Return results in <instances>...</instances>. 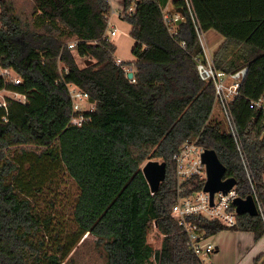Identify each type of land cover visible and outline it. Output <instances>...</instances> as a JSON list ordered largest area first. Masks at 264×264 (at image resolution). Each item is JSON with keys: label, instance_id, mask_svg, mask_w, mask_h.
<instances>
[{"label": "trees", "instance_id": "trees-1", "mask_svg": "<svg viewBox=\"0 0 264 264\" xmlns=\"http://www.w3.org/2000/svg\"><path fill=\"white\" fill-rule=\"evenodd\" d=\"M191 1L200 31L213 28L225 38L214 65L226 73L247 66L231 104L247 169L213 83L198 74L203 48L183 0H172L183 15L174 24L163 19L168 0H123L121 18L135 41L134 81L124 62L116 64V46L106 36L109 0H0V67L20 78L0 75V90L25 96L0 97V264H68L84 234L102 246L107 264H204L171 215L183 194L173 156L195 138L216 152L237 195L253 196L257 214L237 213L232 226L188 220L203 238L226 229L251 232L254 240L264 235V111L249 106L250 99L264 101V0ZM75 53L93 61L79 66ZM69 81L94 104L81 127L70 123ZM152 158L166 163L155 192L142 172ZM59 169L78 188L72 231L37 203ZM189 183L184 193L203 180ZM152 228L162 235L158 249L147 242Z\"/></svg>", "mask_w": 264, "mask_h": 264}, {"label": "built area", "instance_id": "built-area-1", "mask_svg": "<svg viewBox=\"0 0 264 264\" xmlns=\"http://www.w3.org/2000/svg\"><path fill=\"white\" fill-rule=\"evenodd\" d=\"M170 1L171 0H168V2ZM183 2L192 17L196 31L200 35L202 32L200 31L199 23L193 14L191 0H183ZM134 6L135 4L133 3L129 7L128 12L133 11ZM166 6L167 4L163 9V19L165 23L174 24V22H180L183 18L182 13L178 10L169 12L167 11ZM109 15V13L106 15L107 24ZM116 32V27L112 26L109 30L106 29V36L110 39L109 36L115 35ZM74 45L73 42L68 43V47L70 48H73ZM115 62L120 65L123 63V61L117 57H115ZM196 66L200 78L205 82H212L214 85L216 102L219 111L223 116L226 130L234 138L243 166L247 169V161L244 156L238 125L231 108L234 99L240 95V87L246 75L247 66H242L233 72L226 73L218 69L213 61H206L204 58H197ZM122 67L127 74L128 69H126L125 65ZM0 75L11 77L15 83L20 82V78L9 68L0 67ZM129 79L134 81L133 76ZM66 85L71 99L72 110L74 111L70 123L81 127L84 122L88 120V117L84 112L92 110L94 107L89 104V95L85 91L71 81L67 82ZM3 91L6 90H0V97H3ZM10 92L14 99L22 102L25 100L23 94L15 91ZM1 104L5 105V101H2ZM249 106L251 108H261L264 111V101L262 97L250 101ZM204 150L203 146L197 144L195 138L183 142L178 151L174 154L173 158L176 166L177 191L179 194H183L179 195L177 201L172 206L171 215L178 224L182 226V230L187 233L191 248L197 255H199L203 263L206 264L204 258L214 251V245L210 241H202L203 237L196 230V226L188 220V217L202 216L208 219H218L225 226H232L236 222L237 215L233 201L238 195L234 186L226 193L217 191L213 194V201L212 204H210L209 192L203 190L206 180V166L202 162L201 156ZM193 177H198L200 180H203L201 188L184 193L188 191V188L192 187L189 182Z\"/></svg>", "mask_w": 264, "mask_h": 264}, {"label": "rangeland", "instance_id": "rangeland-1", "mask_svg": "<svg viewBox=\"0 0 264 264\" xmlns=\"http://www.w3.org/2000/svg\"><path fill=\"white\" fill-rule=\"evenodd\" d=\"M113 10L114 12L111 13L110 20L115 25L117 32L115 35L109 36V38L116 46L115 56L123 60L126 69L130 71L134 69L131 61L134 59V56L132 54V47L135 41L128 33V22L121 18L123 11L119 10V8L116 7H114ZM83 58L85 60L89 57ZM89 59L93 61L92 58ZM77 61L81 66H84V62H82V59L78 58ZM5 95H9L12 97L11 92H3L2 96ZM152 160L162 161L161 158H152ZM146 161H144V163ZM45 186L46 187H44L43 194L38 197V205L46 212L53 213L55 219L59 220V222L61 223L60 226L63 225L65 230H74L75 225L72 221V207L78 193L76 183L65 171L59 169L53 176V179L50 182H47V185ZM224 237H230V241L225 242L223 240ZM207 238L208 237L203 238L202 241L206 240ZM214 238L215 237H213L212 240H214ZM217 238L222 240V242H225V244H231L232 242L231 234L229 233V231H222ZM161 239L162 235L155 228H152L147 235V242L154 249H158L160 247ZM69 256L70 257L68 264H107L102 246H100V244L95 241V237L92 235L84 234L80 242L71 251Z\"/></svg>", "mask_w": 264, "mask_h": 264}, {"label": "crops", "instance_id": "crops-1", "mask_svg": "<svg viewBox=\"0 0 264 264\" xmlns=\"http://www.w3.org/2000/svg\"><path fill=\"white\" fill-rule=\"evenodd\" d=\"M109 4H110V9L108 13L110 15H109V20L107 24V29H110L112 26L115 27V25L110 20V16H111V13L114 12L113 10L114 7L119 8V10H122L123 0H109ZM166 7H167V11L169 12L174 11V8L172 6V0L170 2H167ZM200 9L203 13V16L207 18H211L210 14L206 12L202 4L200 5ZM192 10H193V14L196 17L198 23H200L199 19L197 18L194 12L193 3H192ZM129 31H130V25H129ZM199 40L203 48V53H204L203 58L206 59V61H213L214 53L221 46L225 38L222 34L217 32L215 29L210 28L206 31H203L199 35ZM78 58L82 59V62H84V58L75 53V59L77 63H78L77 61ZM78 65L81 66L80 63H78ZM135 70L136 68L134 66V69L130 71L134 73ZM3 92L10 93L9 90L3 91ZM252 100H255V99H250L249 102ZM89 104L93 105L94 107L93 103L89 102ZM222 231H229V233L231 234V239H232L231 244H228V243L225 244V242L230 241V237H227V238L224 237L223 240L225 242H222V240L217 238L218 235H220ZM222 231L216 234H213L211 236H208V238L205 241V242L210 241L214 245V251L210 255L204 258V262L206 264H264V261H263L264 260V235L260 237L258 240H254L253 234L248 231H234L230 229H226ZM213 237H215L214 238L215 241L212 240ZM234 244H235V249H234Z\"/></svg>", "mask_w": 264, "mask_h": 264}, {"label": "water", "instance_id": "water-1", "mask_svg": "<svg viewBox=\"0 0 264 264\" xmlns=\"http://www.w3.org/2000/svg\"><path fill=\"white\" fill-rule=\"evenodd\" d=\"M90 62L92 60L89 58L84 60L86 65ZM132 76V71L127 72V78H131ZM201 157L202 162L206 166V180L203 190L209 192L210 204H212L213 194L217 191L226 193L235 185L236 180L233 177L223 178L225 166L221 163L213 149H205ZM142 172L149 184L150 190L155 192L159 189L161 182L165 178L166 163L163 160L149 159L143 164ZM233 203L237 213L257 214V206L252 195H248L246 198L238 196L234 199Z\"/></svg>", "mask_w": 264, "mask_h": 264}]
</instances>
